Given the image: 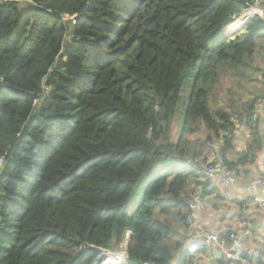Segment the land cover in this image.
Masks as SVG:
<instances>
[{"label":"trees","instance_id":"16d2710c","mask_svg":"<svg viewBox=\"0 0 264 264\" xmlns=\"http://www.w3.org/2000/svg\"><path fill=\"white\" fill-rule=\"evenodd\" d=\"M255 4L0 0V264H103L127 232L125 264H174L198 171L190 162L200 156L190 137L224 141L219 151L234 169L261 150L258 128L237 164L225 156L260 96L237 109L210 105L221 85L253 67L264 0L263 16L250 17L243 35L230 39L224 30ZM156 161L160 172L129 215L126 205Z\"/></svg>","mask_w":264,"mask_h":264},{"label":"crops","instance_id":"0c3cea01","mask_svg":"<svg viewBox=\"0 0 264 264\" xmlns=\"http://www.w3.org/2000/svg\"><path fill=\"white\" fill-rule=\"evenodd\" d=\"M244 33L245 31L242 29L235 35L241 36ZM252 68L255 73L254 75L259 78L258 83L255 86L256 90L254 91V95L260 96L264 100V88L260 85V78L264 75V41H262L261 46L255 55ZM254 95H252V97ZM259 128L264 135V122L260 124ZM178 136L179 134L177 133L175 140H177ZM205 137V134L204 138L199 137L195 139L193 136L190 137L191 141L196 142L197 147L198 145L203 146L200 150H198L197 147L195 148V152L198 154L200 153V156L197 157L196 161L190 162L193 163L198 170L196 178L191 179L190 181V196L202 191L204 181L203 171L200 169L201 165L205 163V160H211L215 153L220 150L224 142L220 139V146L217 143L203 145L202 142ZM231 139L230 144L232 147L228 149L225 156L227 161L234 165L237 164L239 155L247 152L248 147L252 142L251 131L247 129L246 123L236 124V129L234 130ZM255 156L256 157L253 161H250L245 165H237L238 179L234 184L223 186L220 183H216L215 194L208 198L206 209L195 214L194 222L197 226L205 227L220 237H225L230 232H236L240 235L244 246L247 249L260 252L263 255L264 210L257 207L243 209L242 205L245 201L252 198L264 200L263 185H259L255 191H247L244 189L251 179L262 178L264 180V137L261 150ZM199 157H201V159H199ZM221 195L224 197H221ZM184 213H186V210H184ZM244 223L246 224L244 225ZM181 230H183V225ZM127 234L128 238L132 236L131 232H127ZM186 251V242H184L183 248L176 255L174 264H179L180 258L186 253ZM200 262L201 264H205L202 260ZM212 264L215 263L212 262ZM254 264H263V262L260 260L254 262Z\"/></svg>","mask_w":264,"mask_h":264},{"label":"built area","instance_id":"2783aa9c","mask_svg":"<svg viewBox=\"0 0 264 264\" xmlns=\"http://www.w3.org/2000/svg\"><path fill=\"white\" fill-rule=\"evenodd\" d=\"M5 2L13 1L18 2V0H4ZM260 0H256L257 14H253L250 8L245 10L241 15L234 16L230 26H243L253 15L263 16V12L260 10ZM73 23H76L75 18H71ZM229 26L226 28L228 29ZM260 85L264 88V75L260 79ZM264 122V100L261 97H257L254 108L250 113L247 120V129L256 130L259 128L260 124ZM225 138H230L231 134L225 133ZM3 163V158H0V166ZM203 181L205 183V188L201 192L193 194L187 202L186 206V219L184 226V233L186 235V248L187 250H193L188 258V264H201V260L205 264H212L214 262L212 255V249L218 248L222 251L224 258L230 259L235 264H254V262L262 261L264 264V254L256 251L247 249L244 243L236 232H230L225 237H220L216 233L208 230L205 227L197 226L194 222V216L197 212L206 209L207 200L212 195L215 194V185L220 183L223 186L234 184L238 179L237 170L231 167L224 159L222 153L217 151L211 160L206 161L202 164ZM259 185L264 186V180L262 178L251 179L249 184L244 187L247 191H255ZM221 197H224L221 195ZM243 209L249 207H257L264 210V200L258 198H252L245 201L242 205ZM246 223H244L245 225ZM128 238L125 237L121 242L120 249L121 253H111L114 251L105 252V256L108 258L110 256L115 257L118 254L124 255L122 264L126 263L128 260ZM122 247V248H121ZM105 264V263H104ZM149 264V263H145Z\"/></svg>","mask_w":264,"mask_h":264},{"label":"rangeland","instance_id":"374dc122","mask_svg":"<svg viewBox=\"0 0 264 264\" xmlns=\"http://www.w3.org/2000/svg\"><path fill=\"white\" fill-rule=\"evenodd\" d=\"M253 8L256 9V6L254 5ZM251 12L255 13L254 9H252ZM256 13H258V12H256ZM231 31H232V26H231ZM225 32H226V30H225ZM233 33L235 34L238 32L234 30ZM227 34H228V32H227ZM228 37L230 39H234L238 36L230 35ZM261 43L262 42H259L258 46H261ZM254 74L255 73H254L253 68L250 67L249 69H247L245 71L244 77L241 78L240 80L236 81V82H233L231 86H229V85L227 86L225 84L221 85L217 89V91L214 93V96H211L210 105H211L212 110L213 111H216L218 109L228 110V107L230 105L234 106V108L237 109V108H240L249 99L254 98V96H255L254 91L256 90L255 86L257 85L258 79H259ZM252 95H254V96L252 97ZM189 96H190V90H187L186 92L183 93L182 101L179 104L177 111L175 113V116L173 119V124H172V126H173L172 127V133H173L174 140H175V137L177 136V133L179 134L183 128L185 113H186L188 105L190 103ZM203 132H205V131L203 130ZM193 137H195V139H197L199 137L204 138V133L194 134ZM217 144L219 146L221 145L219 142H217ZM201 147H203V146L198 145L197 149L200 150ZM199 159H201V157H199ZM161 165L162 164L160 161H156L151 166V168L140 179L138 185L136 186V188L134 190V193L130 197V199L126 205V208H125L126 212L129 215H133L139 209V207L142 205L147 186H148L149 182L160 172ZM200 169L202 170V168H200ZM125 237L128 238V234H126ZM122 249H120V246H119L118 248H116V250H114L115 252H111V253H116V254L121 253Z\"/></svg>","mask_w":264,"mask_h":264},{"label":"water","instance_id":"95a60500","mask_svg":"<svg viewBox=\"0 0 264 264\" xmlns=\"http://www.w3.org/2000/svg\"><path fill=\"white\" fill-rule=\"evenodd\" d=\"M225 36L228 37L230 35L225 33ZM130 242H131V236L129 237L128 244H130ZM212 254H213L212 256H213V260L215 264H235L230 259L224 258L222 251H220L219 249L214 248Z\"/></svg>","mask_w":264,"mask_h":264},{"label":"bare ground","instance_id":"6f19581e","mask_svg":"<svg viewBox=\"0 0 264 264\" xmlns=\"http://www.w3.org/2000/svg\"><path fill=\"white\" fill-rule=\"evenodd\" d=\"M254 12H258L256 9H254ZM257 14V13H256ZM240 28H241V26H233L232 25V31L234 32V30L235 31H240ZM234 29V30H233ZM123 258H124V255H122V254H118V255H116L115 257H113V256H110L109 258H108V261L106 262V264H117V263H120L119 261H122L123 260Z\"/></svg>","mask_w":264,"mask_h":264},{"label":"clouds","instance_id":"9594fccd","mask_svg":"<svg viewBox=\"0 0 264 264\" xmlns=\"http://www.w3.org/2000/svg\"><path fill=\"white\" fill-rule=\"evenodd\" d=\"M253 16H254V15H253ZM229 26H230V25H229ZM243 27H244V26H243ZM242 29H243V28H240V30H242ZM225 30H226L225 33H227V29H225ZM225 30H224V31H225ZM128 240H129V238H128ZM128 245H129V244H128ZM114 252H115V251H114ZM106 260H107V258H106ZM105 262H106V261H105ZM105 262H104V263H105ZM104 263H103V264H104ZM122 264H125V263H122Z\"/></svg>","mask_w":264,"mask_h":264}]
</instances>
